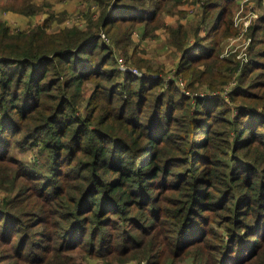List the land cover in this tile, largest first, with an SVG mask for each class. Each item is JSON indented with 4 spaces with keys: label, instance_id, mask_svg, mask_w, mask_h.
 Here are the masks:
<instances>
[{
    "label": "rangeland",
    "instance_id": "374dc122",
    "mask_svg": "<svg viewBox=\"0 0 264 264\" xmlns=\"http://www.w3.org/2000/svg\"><path fill=\"white\" fill-rule=\"evenodd\" d=\"M138 1L143 2L144 6L162 2V7L158 12L152 9L151 13L144 15H137L129 9L116 11L111 19L119 20L113 22L109 29H100L99 8L89 0H0L2 66L8 68L12 61L7 59L15 60L4 54L22 52L14 48L15 40L20 46L32 41L38 47H49L54 35L59 37L60 33L72 30L84 34L94 32L95 37H99L97 40L103 42L109 61L100 65L99 74L110 73L111 80L101 81L92 77L82 85L79 97L74 100L77 116L84 117L90 111H95L92 119L94 128L98 126V121L110 114L115 117L120 114L127 124L111 121L115 133L124 134L129 142L136 138L137 144L144 146L150 137L154 139L156 133L147 129L152 118L151 108L132 103V113L124 112L130 103L125 90L118 86L137 79L147 87L159 80L161 85L152 91L153 100L149 105L154 104V98H158L160 92L168 95L165 94L161 114L153 117V120L160 122L158 127L162 131L166 129L171 132V138H168L171 143L162 148L163 157L170 159L165 162L163 159L160 165L157 163L160 167H155L154 171L147 169L145 176L140 178L145 184L144 191L148 192L146 205L127 207L122 221L117 220L118 214L112 215V210L104 213L111 217L110 226L103 228L106 237L97 235L93 241L98 244L100 240L105 244L99 250L104 256L102 259L97 253L89 255L85 248L65 252L64 255L73 258L77 264H237L249 257L248 264H260L264 254V205L256 202L250 205V201L246 204L245 199H240L252 198V193L247 194L243 188L264 183V90L255 88L263 80L259 75L261 68L256 63L262 60L253 55L256 44L251 45L249 35L250 25L258 16L256 11H251V6L256 5L258 0H238L234 4L232 22L235 35L222 37L218 54L219 60L232 59V64L225 63L214 73H207L201 78H198L201 71L215 66V63H204L201 59L190 64L189 73L181 71L182 74H177L182 66L179 59L183 53L172 47L171 41L183 43L186 39L181 38V34H175L178 23L187 28L188 42L196 40L194 30L202 17L204 20L198 32L200 38L206 40L213 36L216 26L212 25L211 9L206 8L209 0H179L182 1L180 5L175 4L177 0L123 2L131 5ZM153 15L155 19L151 20ZM139 16L150 19L148 25L153 30L146 27L144 20L135 19ZM257 37L262 38L263 32L257 31ZM220 38L217 35L216 39ZM197 51L198 47L195 49ZM250 56L256 60L254 64L249 63ZM247 65L252 66L249 67L250 71L246 69ZM68 75L67 72L65 76ZM100 82L103 87L98 91L96 88ZM236 87L240 89L235 90ZM110 91L114 92V96L110 95ZM52 93L56 95L54 91ZM169 96L173 101L168 99ZM54 102L55 99L53 103L47 101V106ZM239 107L248 108L256 115L252 116V120H247L244 115L238 117ZM45 109L50 108L45 106ZM165 111L167 115H164ZM14 118L18 119V115ZM23 122L20 120L19 126L7 121L0 124V155L6 150L5 155L14 171L11 174L9 167L0 163V206L11 197L16 201L18 197L15 195L22 186L24 193L21 201L42 210L38 213L40 225L29 232L41 234V243L45 247H64L60 240L55 241L51 237L47 240L44 234L57 232L53 229V220L68 225L69 219L65 220L57 212H76L77 202L83 198L84 207L79 208L82 215L78 216H88L85 205L89 197L87 199L86 196L89 194L91 197L95 192L88 193L90 179L87 172L76 168L81 163L88 166L89 161L84 154L78 158L82 157L80 161L72 165V161L68 160L67 163V158L54 161L40 142V130L31 129L27 133L24 129L16 133V128H21ZM182 122L185 125H180ZM196 125H199L197 129ZM127 127L133 128V135L126 134ZM205 136L209 139L202 147ZM242 140L245 142L242 143ZM202 155L213 164L205 163ZM157 168L161 170L157 171ZM205 168L213 173L214 187L203 188L200 192H203L202 196L204 192H210L214 199L210 205L202 201L203 205L190 207L187 201L190 195L187 186L189 178L192 173L200 175ZM153 172H157L154 178ZM15 175L19 178L15 189L4 184L3 176ZM104 180L109 183L110 178ZM40 190L44 191L38 197L36 194ZM230 196L239 199L235 201L229 199ZM248 205L253 209L250 213L247 211ZM68 208L73 210L69 211ZM186 216L190 218L187 226L184 225L186 220L183 223ZM33 218L23 217L22 220L30 222ZM90 228L83 240L78 238V243L88 245L92 233ZM58 233L68 235L62 231ZM110 242L116 248L112 252ZM227 248V254L223 255ZM2 249L3 245H0V251ZM253 250L258 252L255 257ZM33 252L34 256L42 253L36 250L29 251L27 255Z\"/></svg>",
    "mask_w": 264,
    "mask_h": 264
},
{
    "label": "trees",
    "instance_id": "16d2710c",
    "mask_svg": "<svg viewBox=\"0 0 264 264\" xmlns=\"http://www.w3.org/2000/svg\"><path fill=\"white\" fill-rule=\"evenodd\" d=\"M94 2L99 8V28L107 29L113 22L118 21V18L111 19L112 15L116 11L122 9H129L137 15H144L149 13L152 9L158 12L162 7V2H156L153 5L144 6V3L138 1L135 4H124L125 0H89ZM166 1V0H164ZM238 0H209L206 5L207 9H211L212 25L216 26L213 36L202 39L198 34L201 28L204 17L200 19L198 27L194 30V41L188 42L187 28L183 27L181 23L175 34H181V38L185 37V41L173 42L172 47L176 48L179 53H183L179 59V65L181 68L177 70V74L182 72H188L190 64L203 60L204 63H215V66H208L201 71L198 78L204 77L207 73H214V70L221 68V65L227 63L232 64V59H218L220 50V41L222 37H230L235 35V29L233 27L232 15L233 6ZM174 2V1H173ZM178 2V3H177ZM177 0L175 4L180 5ZM151 13V12H150ZM143 17V16H142ZM141 16L135 18L136 20H144V24L148 28L149 20H154V15L150 19L142 18ZM123 18H121L122 20ZM143 23V22H142ZM110 28V27H109ZM108 28V29H109ZM249 35L252 38V44H256V48L252 50L254 56L257 59H261L262 62H256L261 68L259 75L263 78L261 82L257 84L255 88L264 90V14L255 19L249 28ZM153 30V28H152ZM257 31L263 32L262 38H255ZM217 35L221 37L216 39ZM94 32H87L86 34L75 32L72 30H66L60 33L59 37L53 36V42L49 47H38L34 45V42L27 41L23 43V46L17 45L15 40V49H21L22 52H15L12 54H4L5 57H12L15 60H10V66H2L0 64V124L7 121L10 124L15 123L20 125V120L24 121L21 128H13L16 133L28 131L31 129H38L41 132L38 137L43 148L50 152L54 161H60L67 158V163L72 161L70 165L77 161L80 155H85L89 161L87 164H78L76 169H82L81 171L87 172V177L90 179V192H95L93 196L86 200V213L88 216L82 215L79 212V208L85 202V199L77 202L76 212H57L60 213L62 218L67 220L68 225H65L63 221L53 220V229L57 230L53 235L44 234L47 240L50 237L53 240H60L64 247L58 246L53 248L45 247L41 243V234L38 232H29L30 229L36 228L40 225L38 213L42 210L36 209L35 206L28 205L22 200V186L19 188V192L15 195L18 197L15 200L12 197L5 201L0 206V245H3L4 250L0 251V264H77V262L70 256H65V252L74 251L76 249L85 248L89 255L97 253L101 259L104 257L100 249L105 246L98 240V244H95V236H105L103 233L104 227H108L111 224V217L106 216V211H111L112 215H116L117 220L122 221L125 217V210L127 207L144 206L146 195L148 192L144 191V183L140 178L145 176L147 169L155 170V167H160L161 161L164 162L169 158L163 157V146L170 144L169 137L171 138V132L164 129L163 131L158 127L160 122H154L153 117H157L161 114V105L163 103L165 92H160V96L156 99L153 105L149 103L153 100V90L158 88L161 83L158 81L150 83L145 87L144 83L138 82V80H129L127 83L121 84L120 88L125 90V95L129 105L124 108V112L132 113L133 104H139L151 108V120L147 124L148 131H156L153 138H149V142L146 145L141 146L137 144L136 138H133L130 142L123 135L115 133V128L110 123L111 121H120V124H127L126 119L120 114L115 117L110 114L104 120L98 121V126L94 128L92 119L94 118L93 110L87 116H77V109L75 108L74 100L79 97L80 89L84 83L90 79L95 78L101 81H110L109 74H99L100 65L108 63V55L106 47L103 42H99V37H95ZM98 39V40H97ZM61 40V42H57ZM211 45H210V43ZM198 47V51L195 49ZM201 47V48H199ZM252 49V48H251ZM201 53V54H200ZM251 53V54H252ZM100 56L99 60L98 57ZM251 56L249 57V63H255ZM222 62V63H221ZM246 69L252 66H245ZM68 72V76H65ZM189 73V72H188ZM197 78V79H198ZM242 82V80H241ZM161 85V84H160ZM103 87L102 82L98 84L96 90L100 91ZM240 87V86H239ZM236 87L235 90L240 89ZM117 88L113 89L116 90ZM159 89V88H158ZM52 91L56 93L53 95ZM52 93V94H51ZM58 95V96H57ZM110 95L114 96V92L110 91ZM168 96V95H167ZM173 97L174 94L171 93ZM171 96L168 99H171ZM31 97V98H30ZM256 98V97H251ZM55 99L56 102L51 106H47V101ZM116 99V98H115ZM136 100V102L134 101ZM199 104V103H198ZM198 104L195 106L198 107ZM49 107V110L45 109ZM242 107L238 108V117L244 115L247 120H252V116L256 113L250 109ZM245 113V114H243ZM168 112L165 111L164 115ZM18 115V119L14 118ZM18 121V122H17ZM13 122V123H12ZM250 122V121H249ZM180 125H185L182 122ZM4 127V126H3ZM199 125L195 126L197 129ZM237 127H240L237 126ZM144 130H147L143 128ZM3 132V130H1ZM133 128H125L126 134L133 135ZM141 133L138 132V135ZM143 133V132H142ZM209 139L205 136L202 140V147L206 146V140ZM241 141V140H240ZM245 142L242 140V143ZM140 143V142H139ZM141 144V143H140ZM181 149V148H179ZM6 150L0 155V163H5L9 168L10 173H14L11 162L6 157ZM190 155H192L190 153ZM203 156V155H202ZM199 157V156H198ZM204 157V156H203ZM205 158V157H204ZM69 160V161H68ZM158 163V164H157ZM205 163L212 165L213 162L205 158ZM157 168V171H160ZM15 168V172H16ZM157 172H153V178ZM213 173L204 171L199 173H192L189 178L190 181L187 184L190 195L187 197V201L191 206L203 205L202 201H206L208 205L213 201L214 197L210 192H200L201 189L209 187L213 188L212 182ZM7 178V179H6ZM104 178H110L109 183ZM4 184L12 186L15 189L18 185V179L12 176H3ZM1 179V180H2ZM2 183V185H4ZM131 185L127 188L128 185ZM148 186V185H146ZM248 187V186H247ZM248 193H252L250 200L247 197L245 199L246 204L248 201L256 202L259 205H264V183L258 182L249 186V188H243ZM44 190L37 192L39 197L40 193ZM245 193V192H244ZM246 194V195H247ZM21 197V198H20ZM88 199V198H87ZM229 199L239 198L236 196H230ZM76 202V201H75ZM230 203H234L231 202ZM212 206V205H211ZM144 209V208H143ZM69 211L73 208H68ZM248 213L253 211L251 206L248 205ZM55 213V214H57ZM79 213V214H78ZM44 214V213H43ZM104 214V215H103ZM34 218L29 222H24L23 217ZM30 219V218H29ZM190 218L184 217L183 223L188 225ZM33 224V225H32ZM32 225V226H31ZM91 226V228H90ZM88 227L92 231L89 237L88 245L78 243V238L82 240L87 234ZM68 230V231H65ZM50 230H47L49 232ZM58 231L67 232L68 235H60ZM70 231V232H69ZM44 233H46L44 231ZM82 233V234H81ZM53 236V237H52ZM40 237V238H36ZM49 237V238H48ZM108 238V236H107ZM37 239L39 243L37 242ZM40 239V240H39ZM66 243V244H65ZM111 244V242L109 243ZM67 245V247L65 246ZM114 244L109 245L110 251H114L116 248ZM42 251L39 256H34V252L27 255L29 251ZM28 251V252H26ZM228 252L224 250L226 255ZM258 252L252 251V255L255 257ZM248 257V256H247ZM251 258V257H249ZM249 258L245 261L238 262L237 264H248ZM263 261L260 264H264V254L261 256ZM16 260V261H14ZM241 260V259H240ZM238 260V261H240ZM249 260V261H248ZM9 261V262H8Z\"/></svg>",
    "mask_w": 264,
    "mask_h": 264
},
{
    "label": "crops",
    "instance_id": "0c3cea01",
    "mask_svg": "<svg viewBox=\"0 0 264 264\" xmlns=\"http://www.w3.org/2000/svg\"><path fill=\"white\" fill-rule=\"evenodd\" d=\"M248 9V8H247ZM256 11L257 13V18H259L260 16H262L264 14V0H258L256 5H252L251 6V11ZM250 12V11H249Z\"/></svg>",
    "mask_w": 264,
    "mask_h": 264
}]
</instances>
